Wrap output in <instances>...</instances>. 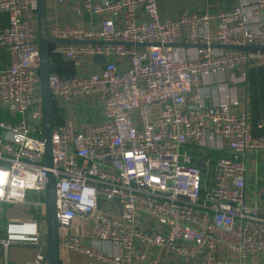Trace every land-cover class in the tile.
Here are the masks:
<instances>
[{
  "label": "built area",
  "instance_id": "2783aa9c",
  "mask_svg": "<svg viewBox=\"0 0 264 264\" xmlns=\"http://www.w3.org/2000/svg\"><path fill=\"white\" fill-rule=\"evenodd\" d=\"M229 1L174 20L158 0H46L50 65L59 57L80 70L50 75L49 169L38 0H0L10 58L0 68V204L46 218L51 172L63 250L103 264H264V199L247 188L264 136L253 135L246 98L208 105L196 87L264 69V0ZM76 3L85 26L60 20ZM34 215L7 224L5 251L41 245Z\"/></svg>",
  "mask_w": 264,
  "mask_h": 264
},
{
  "label": "crops",
  "instance_id": "0c3cea01",
  "mask_svg": "<svg viewBox=\"0 0 264 264\" xmlns=\"http://www.w3.org/2000/svg\"><path fill=\"white\" fill-rule=\"evenodd\" d=\"M229 2V0H214L212 3L211 0H158V5L164 18L175 20L184 12H215L220 8H228ZM180 3L183 4V7L175 8L176 4ZM76 4H69L59 9L63 15L60 20L72 25L85 26L88 17L77 14ZM6 26L7 16L0 14V29H4ZM51 60V72L58 76H70L80 72L74 64L59 57H54ZM56 60H60L63 65H59ZM9 63V54L0 49V68L7 67ZM196 87L201 91L203 100L208 105L220 103L226 96H232L235 99L246 98L253 135L255 138L264 136V132L257 129V124L264 113V69L251 70L246 82H242L238 74L228 73L204 77ZM220 156H228V154H218L217 157ZM255 170L258 175L252 174L247 178L248 192L253 195L259 194L263 200L264 160L262 158ZM33 215L32 211L25 207L0 204V241L6 238V226L9 222L28 220ZM34 218L42 233L41 245L35 247L27 244H11L5 251L0 243V264H49L46 218L38 214H35ZM39 257H41L40 260ZM60 259H65L69 264H103L99 261L91 262L86 257L61 248Z\"/></svg>",
  "mask_w": 264,
  "mask_h": 264
},
{
  "label": "water",
  "instance_id": "95a60500",
  "mask_svg": "<svg viewBox=\"0 0 264 264\" xmlns=\"http://www.w3.org/2000/svg\"><path fill=\"white\" fill-rule=\"evenodd\" d=\"M48 14L46 0H38L37 26H38V46L40 54L39 75L41 79L40 96L41 112L43 117V139L45 142V165L47 168H53V145H52V100L49 88V79L51 75L50 53L51 44L57 43L48 35ZM144 46V45H139ZM243 50H257L258 48H240ZM264 49V48H261ZM196 166L205 174V168L202 162H197ZM46 225H47V246L49 264H61L60 245L58 237V224L56 219L57 194L56 178L49 172L46 186Z\"/></svg>",
  "mask_w": 264,
  "mask_h": 264
},
{
  "label": "rangeland",
  "instance_id": "374dc122",
  "mask_svg": "<svg viewBox=\"0 0 264 264\" xmlns=\"http://www.w3.org/2000/svg\"><path fill=\"white\" fill-rule=\"evenodd\" d=\"M214 0H211V3L213 2ZM78 10L81 8L80 7V4H76V6H75ZM183 7V4L182 3H180V4H176V6H175V8H182ZM226 7V6H225ZM74 26H77V27H80V25H76V24H73ZM58 63H59V65H63L62 64V62L60 61V60H56ZM203 153H205V152H203ZM217 156H218V154H215V153H213V155H212V157L215 159V158H217Z\"/></svg>",
  "mask_w": 264,
  "mask_h": 264
},
{
  "label": "trees",
  "instance_id": "16d2710c",
  "mask_svg": "<svg viewBox=\"0 0 264 264\" xmlns=\"http://www.w3.org/2000/svg\"><path fill=\"white\" fill-rule=\"evenodd\" d=\"M52 61V60H51ZM59 64V63H58Z\"/></svg>",
  "mask_w": 264,
  "mask_h": 264
}]
</instances>
